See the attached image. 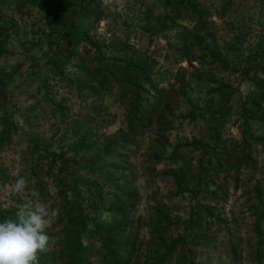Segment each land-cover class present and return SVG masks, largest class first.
Wrapping results in <instances>:
<instances>
[{
  "label": "rangeland",
  "instance_id": "1",
  "mask_svg": "<svg viewBox=\"0 0 264 264\" xmlns=\"http://www.w3.org/2000/svg\"><path fill=\"white\" fill-rule=\"evenodd\" d=\"M42 1L0 0V80L9 94L0 108L18 124L0 141V222L15 219L25 202L13 191L25 176L27 191L59 209L46 230L54 239L37 254L38 264H264V0H191L206 18L200 31L189 10L174 17V0ZM60 4L74 7L73 45L61 43L66 27L59 19L67 13ZM54 48L59 58L50 55ZM134 64L149 81L144 98L153 103L152 85L170 97L163 127L153 123L125 141L127 101L116 66ZM103 66L115 77L105 91L95 78ZM127 74L136 82L143 77L133 69ZM223 101L218 132L226 166L204 194L196 173L207 157L185 144L212 146L209 126ZM86 103L95 110L93 144L76 154L66 144L73 140L69 122L91 110ZM243 148L253 165L235 167ZM158 207L168 215L164 229Z\"/></svg>",
  "mask_w": 264,
  "mask_h": 264
},
{
  "label": "trees",
  "instance_id": "2",
  "mask_svg": "<svg viewBox=\"0 0 264 264\" xmlns=\"http://www.w3.org/2000/svg\"><path fill=\"white\" fill-rule=\"evenodd\" d=\"M72 3V2H71ZM88 4V3H86ZM84 4V6L86 5ZM42 5H47L46 0L42 1ZM82 7V13H85L87 9L85 7ZM171 13L174 14V17L181 15L185 9L189 10L192 14L196 16L195 20V26L194 29L196 31L204 30L205 28V23H206V18L204 16V12L200 9L199 5L194 3L191 0H174L173 3H171ZM57 8L61 11L64 10L66 11L67 15H64L60 17L59 22L63 23L64 26L66 27L65 31L62 32L60 35L61 43L62 45H66L70 43L71 45L74 44L75 38H76V32L74 27H76L71 20H69V14L71 12H74V7L71 9H68L65 5L60 4L57 6ZM146 15L149 16L151 14L150 10L145 11ZM159 19L163 20L162 18L155 19V21H158ZM173 23V22H172ZM74 26V27H73ZM161 26V25H160ZM186 26H182V29L185 31ZM60 29L58 28L56 30V35L59 34ZM187 32V31H186ZM186 40V35L185 33L182 34V41ZM187 49L185 46H182L181 48V56L183 60H186L189 62V59L187 58L186 54ZM50 55L56 56V58L60 57L59 49L54 48L51 52ZM66 60H63L61 62H58L57 67L54 64V69L62 66L65 63ZM112 65V64H109ZM108 66H103L99 68L97 71H95V78L97 80V86L99 89L101 88V91L108 90L109 86L108 84L110 83L109 79L115 80V77L113 76L112 73L109 72ZM119 71H121V77L116 80V82L119 84L120 88V95L126 97L127 101V114L125 116L126 119V131L123 133L122 137L123 140L125 141H133V137L135 135L143 134L146 133L148 126H151L153 123L159 124L158 128H161L165 125L164 122L161 120L164 119L162 112L166 111L165 105H167V98L170 97L169 93L165 95L166 89L164 88H155L152 85V96L153 97V103L151 104L146 98H144L142 95L146 94V90L143 87V84L148 83L147 81V75L145 74V70L142 66H138V64L128 65L125 68L121 69L118 66H116ZM182 68V67H179ZM129 69H133L137 73H140L143 75L142 80L140 82L133 81L129 76H128V71ZM183 69V68H182ZM57 73H61V70L57 69ZM174 91V90H173ZM94 93L89 92L88 95H93ZM44 94H42L43 96ZM262 96H264V91L262 92ZM9 98V94L7 92V83L3 82L0 80V99L1 101H6ZM91 108V110L88 112L86 110H79V113L81 116L77 117L76 120L70 121L69 125L72 127V139L70 140L67 144L69 147H73L72 150L74 152H79L81 150L83 151H88L92 148L93 142H91V136L94 133V124H90L92 122V114H95L94 106L90 105L89 103H86V106L84 108ZM226 101H223L217 108L216 110V116L213 118L211 121L213 124H210L209 130L211 134V138H213V144L211 147L207 148L206 145L200 143V142H190L186 143L185 145L187 146H192L194 148L200 149L202 155H206V159H201L197 162V173H196V184L198 187V192H202L204 194L209 193V186L207 184H214L215 179H218V171L222 170L225 168L226 163H221V160H224L226 158V154L224 153L225 148H223V138L219 136L218 132V123L221 120V118L227 113L226 110ZM154 108L158 109V115L156 118H152V115L150 117L151 111L154 110ZM0 141H4L6 138H8L9 133L13 130H16L18 128V124L15 120H12V115L8 114L5 111V107L0 108ZM159 109H161V112L159 113ZM59 114L62 115V110L59 111ZM191 116V115H190ZM194 118V116H191ZM190 117V118H191ZM244 118H248L245 114L243 113ZM64 125L67 123L63 122ZM20 128V127H19ZM66 137L65 135H62L60 138V141L65 140ZM261 143L264 145V140H261ZM34 148L37 147V142H34ZM178 147V145H177ZM176 147H174L175 149ZM203 149V150H202ZM35 152L36 150L33 149ZM125 154L127 151L124 152ZM123 153V154H124ZM53 155V154H52ZM62 161L66 162L67 160L62 157ZM245 161L246 163L251 164L253 162L247 153V150L244 148L241 150L239 157L235 160V167H238V164L240 162ZM68 162V161H67ZM120 162L122 163V166H124V171H126V175L129 176L130 179H133V173H132V164L126 160V156H121ZM253 165V164H251ZM172 177L175 179L177 187H179L178 183V176L176 171H172L171 173ZM125 181L128 178L123 176ZM212 189H217V186H213ZM212 192L214 190H211ZM127 197L132 199L131 193L126 192ZM127 201L129 203L130 201ZM199 206V205H197ZM156 212L157 216V222L162 223L164 226L161 229H164L168 227V215L165 214L160 207H158ZM111 212L117 211L116 208H112L110 210ZM204 211H207V208H204ZM78 213V211H76ZM80 223H84V220L80 218ZM79 223V224H80ZM82 225L80 227H82ZM171 250L173 249V246L170 248ZM44 254L40 257H43Z\"/></svg>",
  "mask_w": 264,
  "mask_h": 264
},
{
  "label": "clouds",
  "instance_id": "3",
  "mask_svg": "<svg viewBox=\"0 0 264 264\" xmlns=\"http://www.w3.org/2000/svg\"><path fill=\"white\" fill-rule=\"evenodd\" d=\"M29 180H15L13 191L24 198L15 219L0 222V264H38V253L45 251L54 238L47 234L59 209L39 199V192L27 191Z\"/></svg>",
  "mask_w": 264,
  "mask_h": 264
}]
</instances>
